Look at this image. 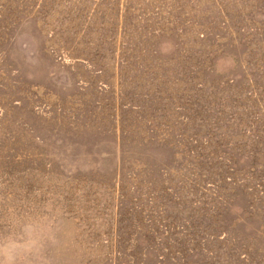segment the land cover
<instances>
[{
	"label": "rangeland",
	"instance_id": "rangeland-1",
	"mask_svg": "<svg viewBox=\"0 0 264 264\" xmlns=\"http://www.w3.org/2000/svg\"><path fill=\"white\" fill-rule=\"evenodd\" d=\"M44 264H264V0H0V238Z\"/></svg>",
	"mask_w": 264,
	"mask_h": 264
},
{
	"label": "clouds",
	"instance_id": "clouds-1",
	"mask_svg": "<svg viewBox=\"0 0 264 264\" xmlns=\"http://www.w3.org/2000/svg\"><path fill=\"white\" fill-rule=\"evenodd\" d=\"M19 238H0V264H44L42 239L32 223H25Z\"/></svg>",
	"mask_w": 264,
	"mask_h": 264
}]
</instances>
